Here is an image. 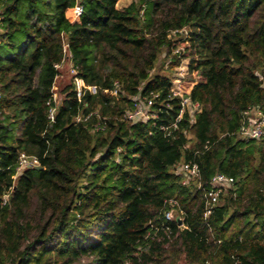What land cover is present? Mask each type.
<instances>
[{
	"label": "trees",
	"instance_id": "obj_1",
	"mask_svg": "<svg viewBox=\"0 0 264 264\" xmlns=\"http://www.w3.org/2000/svg\"><path fill=\"white\" fill-rule=\"evenodd\" d=\"M76 1L0 0V264H264V136L239 135L264 110V0ZM63 33L97 91L67 85L51 121ZM162 54L189 58L178 95ZM153 93L157 118L125 117ZM183 96L201 108L174 127ZM22 152L43 169L18 173ZM183 161L200 177L183 184ZM217 173L235 182L205 217Z\"/></svg>",
	"mask_w": 264,
	"mask_h": 264
},
{
	"label": "built area",
	"instance_id": "obj_2",
	"mask_svg": "<svg viewBox=\"0 0 264 264\" xmlns=\"http://www.w3.org/2000/svg\"><path fill=\"white\" fill-rule=\"evenodd\" d=\"M84 11L83 0H77L74 7V17H79L82 15ZM187 29H176L173 30L170 34V38L178 37V36H186ZM63 37V58L62 61L56 64V67L60 70L65 64L69 65L70 72L73 77V84L75 90L77 91V96L81 100L83 97L85 89H90L92 92L97 91L96 85H88L86 86L84 80L79 76L78 69L74 65L73 62V54L69 48V43L67 40V35L62 34ZM183 47H179L175 50V53H179ZM61 71V70H60ZM57 75L56 79L58 78ZM184 76L176 78L174 81V85L172 87L173 95L180 94V83ZM56 83V82H55ZM56 86L53 87V95L52 98L47 102L50 106L48 117L51 121H55L56 112L59 104L61 103V98L55 90ZM120 90V84L118 81L114 83V88L111 90L112 94H117ZM158 95L153 93L152 96H142L139 97L137 102L135 103V107L133 110L128 111L125 115L127 119H135L137 117H142L146 120L149 118H157V113L152 111V104L154 98ZM201 108V104L199 101H194L190 96H183L181 100V109L180 113L177 117V120L173 124L174 127H177V122L183 117V114L187 110L199 111ZM81 116L77 117V120H80ZM161 129L165 131L167 135L171 134L170 126L161 125ZM239 135L246 139H261L264 136V110L260 106H252L249 107L243 113V121L239 129ZM41 165L40 158L37 155L28 154L26 152H22L18 159L17 172L20 173L27 168H34L36 166ZM174 170L178 173L186 174V177L183 179V184H187L191 178L200 177V167L197 163L187 161L180 162L176 164ZM235 182V178L232 176H228L224 173H217L213 176L211 180V189L207 194L206 200V211L204 216L207 217L213 210V207L219 201L221 193L224 191V187L229 186ZM11 190L7 191L3 196V204H6ZM171 205H177L178 202L175 199H171L169 201ZM174 210H168L165 215L167 219L174 218Z\"/></svg>",
	"mask_w": 264,
	"mask_h": 264
},
{
	"label": "rangeland",
	"instance_id": "obj_3",
	"mask_svg": "<svg viewBox=\"0 0 264 264\" xmlns=\"http://www.w3.org/2000/svg\"><path fill=\"white\" fill-rule=\"evenodd\" d=\"M189 63V58H185L182 60V63L180 66L176 67L173 71H170L167 69V64H168V59H166L165 54H162L157 62L155 70L152 72L153 74L155 73H162V74H167L171 77L173 80V85H174V80L176 78L185 76L187 73V64ZM60 76L56 79V92L58 93L59 97L62 98L66 95V92H63V89L71 84L73 82V77L70 72V68L68 64H65L61 69H60Z\"/></svg>",
	"mask_w": 264,
	"mask_h": 264
},
{
	"label": "crops",
	"instance_id": "obj_4",
	"mask_svg": "<svg viewBox=\"0 0 264 264\" xmlns=\"http://www.w3.org/2000/svg\"><path fill=\"white\" fill-rule=\"evenodd\" d=\"M132 1L134 0H119L118 3H117V7L119 9H124L125 7H127ZM187 68H188V64L186 65ZM62 77V75L60 76ZM55 86H56V83H55Z\"/></svg>",
	"mask_w": 264,
	"mask_h": 264
},
{
	"label": "water",
	"instance_id": "obj_5",
	"mask_svg": "<svg viewBox=\"0 0 264 264\" xmlns=\"http://www.w3.org/2000/svg\"><path fill=\"white\" fill-rule=\"evenodd\" d=\"M35 168L36 169H43V166L42 165H39V166H36Z\"/></svg>",
	"mask_w": 264,
	"mask_h": 264
}]
</instances>
